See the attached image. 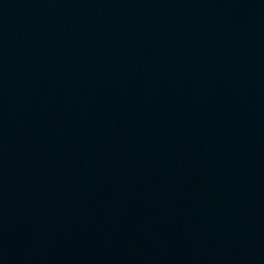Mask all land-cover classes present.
Returning a JSON list of instances; mask_svg holds the SVG:
<instances>
[{
    "label": "water",
    "instance_id": "95a60500",
    "mask_svg": "<svg viewBox=\"0 0 264 264\" xmlns=\"http://www.w3.org/2000/svg\"><path fill=\"white\" fill-rule=\"evenodd\" d=\"M77 264H264V243L199 252Z\"/></svg>",
    "mask_w": 264,
    "mask_h": 264
}]
</instances>
